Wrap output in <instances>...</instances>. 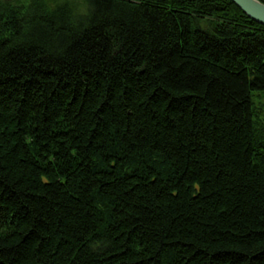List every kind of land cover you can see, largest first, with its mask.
Listing matches in <instances>:
<instances>
[{
	"label": "trees",
	"instance_id": "trees-1",
	"mask_svg": "<svg viewBox=\"0 0 264 264\" xmlns=\"http://www.w3.org/2000/svg\"><path fill=\"white\" fill-rule=\"evenodd\" d=\"M0 264H264V26L0 0Z\"/></svg>",
	"mask_w": 264,
	"mask_h": 264
},
{
	"label": "water",
	"instance_id": "water-1",
	"mask_svg": "<svg viewBox=\"0 0 264 264\" xmlns=\"http://www.w3.org/2000/svg\"><path fill=\"white\" fill-rule=\"evenodd\" d=\"M246 17L264 26V4L258 0H230Z\"/></svg>",
	"mask_w": 264,
	"mask_h": 264
}]
</instances>
